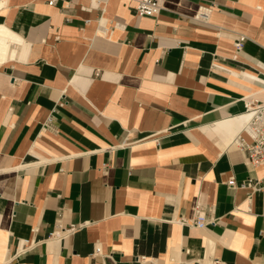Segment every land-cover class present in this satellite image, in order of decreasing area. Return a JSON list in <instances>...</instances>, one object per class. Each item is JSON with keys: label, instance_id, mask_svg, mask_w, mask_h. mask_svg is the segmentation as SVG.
I'll return each mask as SVG.
<instances>
[{"label": "crops", "instance_id": "0c3cea01", "mask_svg": "<svg viewBox=\"0 0 264 264\" xmlns=\"http://www.w3.org/2000/svg\"><path fill=\"white\" fill-rule=\"evenodd\" d=\"M49 1L0 0V264H264V0Z\"/></svg>", "mask_w": 264, "mask_h": 264}, {"label": "built area", "instance_id": "2783aa9c", "mask_svg": "<svg viewBox=\"0 0 264 264\" xmlns=\"http://www.w3.org/2000/svg\"><path fill=\"white\" fill-rule=\"evenodd\" d=\"M54 0H50L49 3H53ZM135 12L138 16H155L160 8L162 0H135ZM211 8L200 6L197 8L193 19L199 22H207L209 20ZM240 42L236 43V48H239ZM246 114L245 120L242 123L241 128L235 132L232 137V143L239 149L246 151L249 157V163L254 166L264 165V102L248 101L246 103ZM243 114V115H244ZM50 121V117L46 120V123ZM244 132L248 139L241 136ZM227 185L233 187L235 182L233 178H230ZM241 187H251L254 191L264 190V182H260L258 179L248 178ZM250 201V197L248 199ZM180 224H187L195 228H203L207 225L215 224L216 219L208 215L204 206L196 204L193 208L192 214L189 218H179L177 220ZM87 222L80 224H75L69 226L67 229H61L54 232L55 237H61L68 234H72L74 231L83 228ZM31 246L21 245L18 254L25 252L30 249ZM100 246L96 245L94 247L93 254L100 253ZM137 262L145 261L144 257L136 258ZM99 264H105L101 262Z\"/></svg>", "mask_w": 264, "mask_h": 264}, {"label": "bare ground", "instance_id": "6f19581e", "mask_svg": "<svg viewBox=\"0 0 264 264\" xmlns=\"http://www.w3.org/2000/svg\"><path fill=\"white\" fill-rule=\"evenodd\" d=\"M245 116H246V114H245ZM245 116H244V117H245Z\"/></svg>", "mask_w": 264, "mask_h": 264}]
</instances>
